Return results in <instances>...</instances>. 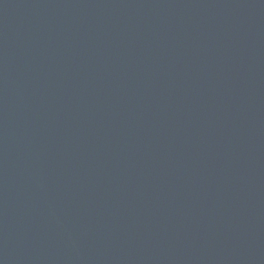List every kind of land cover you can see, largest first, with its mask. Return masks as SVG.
Masks as SVG:
<instances>
[{
  "label": "water",
  "instance_id": "water-1",
  "mask_svg": "<svg viewBox=\"0 0 264 264\" xmlns=\"http://www.w3.org/2000/svg\"><path fill=\"white\" fill-rule=\"evenodd\" d=\"M0 264H264V0H0Z\"/></svg>",
  "mask_w": 264,
  "mask_h": 264
}]
</instances>
